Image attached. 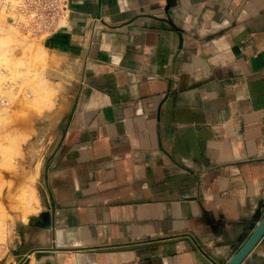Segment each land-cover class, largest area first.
Segmentation results:
<instances>
[{
    "label": "crops",
    "instance_id": "1",
    "mask_svg": "<svg viewBox=\"0 0 264 264\" xmlns=\"http://www.w3.org/2000/svg\"><path fill=\"white\" fill-rule=\"evenodd\" d=\"M68 5L30 43L53 104L31 111L26 142L59 141L60 207L45 225L4 221L0 264H202L184 234L228 259L264 202V0ZM241 264H264V236Z\"/></svg>",
    "mask_w": 264,
    "mask_h": 264
},
{
    "label": "rangeland",
    "instance_id": "2",
    "mask_svg": "<svg viewBox=\"0 0 264 264\" xmlns=\"http://www.w3.org/2000/svg\"><path fill=\"white\" fill-rule=\"evenodd\" d=\"M31 42L9 30H0V84L9 80L20 87V93L8 92V105L0 106V111H4L0 112V223L21 220L45 225L50 206L60 204L48 185L50 158L59 141L43 144L45 130L41 129L35 134L40 138V147L26 144L32 138V122L38 121L31 111H41L45 105L53 104L44 78L45 66L33 55L35 45ZM47 98L49 104L43 102ZM62 119L63 126L66 116Z\"/></svg>",
    "mask_w": 264,
    "mask_h": 264
},
{
    "label": "built area",
    "instance_id": "3",
    "mask_svg": "<svg viewBox=\"0 0 264 264\" xmlns=\"http://www.w3.org/2000/svg\"><path fill=\"white\" fill-rule=\"evenodd\" d=\"M68 11V0H0V30L26 40H44L65 24ZM12 90L20 93L18 84L9 80L0 84V106L9 104ZM5 231V224L0 223V261L8 251Z\"/></svg>",
    "mask_w": 264,
    "mask_h": 264
},
{
    "label": "water",
    "instance_id": "4",
    "mask_svg": "<svg viewBox=\"0 0 264 264\" xmlns=\"http://www.w3.org/2000/svg\"><path fill=\"white\" fill-rule=\"evenodd\" d=\"M172 69H173V63H172ZM47 167V166H46ZM47 170V168H46ZM47 172V171H45ZM60 206L56 203L50 206L51 212L54 213L57 208ZM264 208V202H260L258 204V212L256 214V217H258V221L251 231V233L248 235L246 240L236 249V251L228 258L224 259L210 248H203L199 242L194 240L190 234H184L183 239L186 240L191 249L194 251L196 258L200 260L202 264H241L242 261L246 258V256L255 248V246L260 242V240L264 236V212L262 213V209ZM160 242L157 241H151L146 242L144 244H137L138 245H149V244H157ZM33 250H31L29 253H31ZM50 253V249L48 248H40L36 250L35 256H40L43 254ZM29 258L28 256L20 257L18 259L17 264H28ZM13 264V263H11Z\"/></svg>",
    "mask_w": 264,
    "mask_h": 264
},
{
    "label": "flooded vegetation",
    "instance_id": "5",
    "mask_svg": "<svg viewBox=\"0 0 264 264\" xmlns=\"http://www.w3.org/2000/svg\"><path fill=\"white\" fill-rule=\"evenodd\" d=\"M257 212H258V208H257V210H256V214H257Z\"/></svg>",
    "mask_w": 264,
    "mask_h": 264
}]
</instances>
